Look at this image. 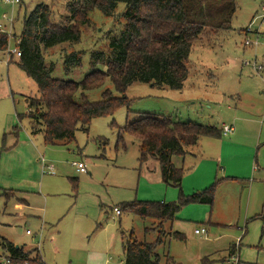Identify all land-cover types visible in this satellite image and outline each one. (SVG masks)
I'll return each instance as SVG.
<instances>
[{
	"label": "rangeland",
	"instance_id": "obj_1",
	"mask_svg": "<svg viewBox=\"0 0 264 264\" xmlns=\"http://www.w3.org/2000/svg\"><path fill=\"white\" fill-rule=\"evenodd\" d=\"M67 1H0V29L9 35L8 49L0 51V234L26 251L41 250L47 264H124L123 236L131 231L141 242H155L162 234L156 248L161 264H264V0H235L231 21L207 29L193 44L182 90L134 82L125 92L127 106L94 118L75 139L52 145L42 126L31 133L28 97L39 96L38 86L20 68L19 57L8 52L17 48L24 17L37 4H48L59 20ZM125 10L124 2L112 15L92 9L89 23L80 26L79 42L46 50L47 63H57L53 75L82 80L93 70L89 52L107 51L121 34ZM246 38L253 44L245 45ZM72 50L86 54L68 76L63 61ZM105 89L120 96L110 77L86 96L101 100ZM156 114L219 128L234 125L233 138L203 136L192 153L173 156L184 168V193L215 184L214 201L190 202L164 223L114 210L124 202L179 197L180 188L163 181L156 159L139 162L135 137L125 134L124 145L117 144L119 126ZM77 162H84L87 172H78ZM202 227L207 235L195 232Z\"/></svg>",
	"mask_w": 264,
	"mask_h": 264
},
{
	"label": "trees",
	"instance_id": "obj_2",
	"mask_svg": "<svg viewBox=\"0 0 264 264\" xmlns=\"http://www.w3.org/2000/svg\"><path fill=\"white\" fill-rule=\"evenodd\" d=\"M119 2L126 4L124 29L110 41L107 51L89 52L93 70L80 81L55 77L57 63L48 64L44 52L62 43L79 42L80 26L89 23L90 11L99 9L112 15ZM65 11L63 18L55 20L48 4H37L24 17L16 46L21 51L20 68L36 81L39 91V96L28 97L26 115L34 122L33 132L38 130L36 125L42 126L45 142L52 145L75 139L79 128L88 130L94 118L113 115L127 106L129 99L125 92L134 82L182 90L189 76L188 60L193 44L207 29L224 28L236 12V3L235 0H68ZM8 45L9 35L0 31V51L8 49ZM85 54L83 50H72L64 55L66 75L82 65ZM99 65L105 69L98 68ZM106 77H110L120 96L105 89L101 100H89L86 91L101 86ZM118 129L117 144L124 145L125 134L135 137L139 141V162L156 159L163 181L180 188L176 201L134 200L121 203L120 211L164 223L190 202L213 204L215 184L184 193L181 188L184 168L175 165L173 156L192 153L201 137H220L222 128L156 114L128 121ZM5 140L6 134L3 143ZM260 216L264 219V205ZM175 236L182 237L179 233ZM123 237L124 264H161L156 248L162 242V234L155 242H141L133 231ZM0 249L11 264H46L38 251H25L1 234Z\"/></svg>",
	"mask_w": 264,
	"mask_h": 264
},
{
	"label": "built area",
	"instance_id": "obj_3",
	"mask_svg": "<svg viewBox=\"0 0 264 264\" xmlns=\"http://www.w3.org/2000/svg\"><path fill=\"white\" fill-rule=\"evenodd\" d=\"M0 1H4L6 3H12V4H15V3H18L20 2V0H0ZM4 17H6V15L4 14ZM2 26V25H0ZM1 32H4L6 33L2 28L0 29ZM247 31H250L251 30L249 28H247ZM18 42V41H17ZM253 44L249 38H246L245 40V45H251ZM255 45L257 44V42L254 43ZM7 50V49H6ZM8 53H11V54H16L17 56H20L21 55V51L19 50V48L17 47L16 49H13V51H9ZM1 61V60H0ZM246 64H248V62H246ZM254 67L255 69L260 72L263 70V67L261 65H257L254 63ZM264 82V80H263ZM233 126L232 125H228V124H225L223 127H222V133L227 135L229 133H231L233 131ZM44 161V159H42ZM77 167L80 171L82 172H87V167H86V164L84 162H77ZM48 168H52V166H48ZM115 211L117 214H119L121 211L118 207L115 208ZM195 232L198 233V234H204V235H207L208 232L207 230L202 227V228H196L195 229ZM27 233H31L30 230H27ZM0 263L1 264H11V259L5 255H3L2 253H0Z\"/></svg>",
	"mask_w": 264,
	"mask_h": 264
},
{
	"label": "crops",
	"instance_id": "obj_4",
	"mask_svg": "<svg viewBox=\"0 0 264 264\" xmlns=\"http://www.w3.org/2000/svg\"><path fill=\"white\" fill-rule=\"evenodd\" d=\"M184 85H185V83H184ZM183 88H184V86H183ZM178 119V118H177ZM234 126V125H233ZM234 128V127H233ZM234 131V130H233ZM31 133L32 134H36L35 132H33V129H32V131H31ZM234 133V132H233ZM233 133H231V138H233L234 137V135H233ZM43 135H44V133H43ZM228 136V135H227ZM43 161V160H42ZM43 165H44V167H46L47 166V163H46V161L44 160L43 162ZM74 165H76V167H77V164L76 163H74ZM50 166V165H49ZM77 171L78 172H80V173H84V172H82V171H80L79 169H78V167H77ZM10 190H12L13 191V189H10ZM18 191V190H17ZM116 208V207H115ZM115 208H114V210H115ZM119 209H120V207H118ZM116 212V211H115ZM117 214V213H116ZM122 214V211L118 214V215H121ZM43 232V231H42ZM32 233V232H31ZM31 233H28V234H31ZM43 234V233H42ZM9 240V239H8ZM15 244V243H14ZM16 245V244H15ZM16 246H19V245H16ZM24 249V248H23ZM25 250V249H24ZM26 251V250H25ZM38 251V250H37ZM39 253H40V255L42 256V253H41V250L40 251H38ZM43 258V257H42ZM44 260V259H43ZM45 262V261H44ZM46 263V262H45ZM47 264V263H46Z\"/></svg>",
	"mask_w": 264,
	"mask_h": 264
}]
</instances>
